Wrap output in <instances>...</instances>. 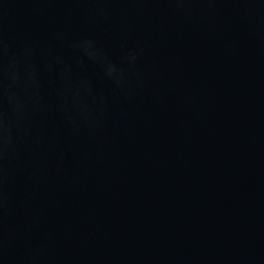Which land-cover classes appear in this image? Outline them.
Here are the masks:
<instances>
[{
  "label": "water",
  "instance_id": "obj_1",
  "mask_svg": "<svg viewBox=\"0 0 264 264\" xmlns=\"http://www.w3.org/2000/svg\"><path fill=\"white\" fill-rule=\"evenodd\" d=\"M0 264H264V0H0Z\"/></svg>",
  "mask_w": 264,
  "mask_h": 264
}]
</instances>
